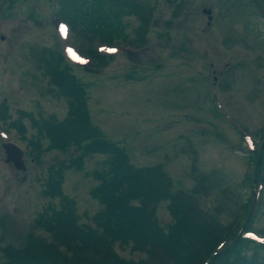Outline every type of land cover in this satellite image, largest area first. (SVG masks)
Returning a JSON list of instances; mask_svg holds the SVG:
<instances>
[{"label":"rangeland","instance_id":"obj_1","mask_svg":"<svg viewBox=\"0 0 264 264\" xmlns=\"http://www.w3.org/2000/svg\"><path fill=\"white\" fill-rule=\"evenodd\" d=\"M148 3L152 15L144 45L120 46L112 63L96 73L83 65L86 43L52 24V0H16L11 18L0 11V101L7 98L14 117L23 109L64 118L67 99L47 91L49 78L37 66L39 50L57 45L89 85L94 123L126 149L132 163L163 165L176 189L193 187L196 174H209L219 186L249 197L253 183L264 177L263 148L259 176L253 180L257 165L253 149L264 141V35L246 25L250 19L244 0H183L181 7L166 0ZM204 8L212 9V19ZM128 20L133 26L140 24L138 16ZM255 41L261 42L259 49ZM250 42L252 49L247 47ZM133 68L138 79L128 77ZM213 88L218 91L215 99ZM216 103L227 114L221 108L219 113ZM26 122L30 135L34 129ZM239 123L253 136L254 147L246 149ZM11 131L7 140L26 147ZM7 140L0 137V247L9 242L20 245L29 233H44L34 218L52 200L41 194L48 165L78 154L75 147L68 152L46 151L40 162L29 156L27 169L22 170L6 160L2 144ZM105 159L106 154H92L83 170L66 172L64 190L76 200L82 224L92 223L102 207L90 192L97 181L87 172L102 167ZM167 203L158 211L164 224L172 220ZM203 206H208L205 201ZM254 227L264 232V197ZM116 248L125 256L147 257L132 252L131 245L122 248L117 243Z\"/></svg>","mask_w":264,"mask_h":264},{"label":"trees","instance_id":"obj_2","mask_svg":"<svg viewBox=\"0 0 264 264\" xmlns=\"http://www.w3.org/2000/svg\"><path fill=\"white\" fill-rule=\"evenodd\" d=\"M166 1L178 7L183 3ZM133 15L140 19L138 26L128 20ZM151 15L148 0H57L53 21L67 24L77 39L86 43L83 52L90 62L84 67L97 73L115 59V54L103 52L100 45H144ZM39 59L43 61L39 69L49 78L47 91L68 101L66 116L59 119L55 114L19 110L13 118L9 105L3 102L0 122L19 134L39 161L50 150L68 152L75 147L78 154L48 165L42 194L59 202L45 205L36 214L35 223L52 238L29 234L21 245L8 243L2 248L0 264H206L215 252L228 247L210 264H264V242L246 235L237 240L254 193L243 198L239 191L219 186L218 179L209 174H196L193 187L176 189L174 178L163 165H135L126 149L108 139L94 123L89 85L77 76L62 50L45 47ZM135 71L133 68L128 77L135 78ZM26 120L34 129L30 135ZM261 148L254 151L257 165L253 180L258 177ZM96 153L106 154L104 165L87 173L97 181L90 192L102 208L93 217L95 225L81 224L76 201L64 192L63 184L68 170H83L86 158ZM263 197L260 187L256 212L245 232L256 231L264 238V232L254 227ZM164 201L172 215L165 224L158 214ZM204 201L208 206H203ZM117 240L131 243L134 250L148 257L138 261L125 258L113 249Z\"/></svg>","mask_w":264,"mask_h":264},{"label":"flooded vegetation","instance_id":"obj_3","mask_svg":"<svg viewBox=\"0 0 264 264\" xmlns=\"http://www.w3.org/2000/svg\"><path fill=\"white\" fill-rule=\"evenodd\" d=\"M246 14L249 16L246 25L257 31L256 35H264V0H244ZM259 18L262 20L259 21ZM257 43V42H256ZM255 43V44H256Z\"/></svg>","mask_w":264,"mask_h":264},{"label":"water","instance_id":"obj_4","mask_svg":"<svg viewBox=\"0 0 264 264\" xmlns=\"http://www.w3.org/2000/svg\"><path fill=\"white\" fill-rule=\"evenodd\" d=\"M10 145H12V144H10ZM10 145H8V146H10ZM15 148H16V155H15V157L10 158V159L18 160L20 158V156L22 155V151L16 146H15Z\"/></svg>","mask_w":264,"mask_h":264},{"label":"snow or ice","instance_id":"obj_5","mask_svg":"<svg viewBox=\"0 0 264 264\" xmlns=\"http://www.w3.org/2000/svg\"><path fill=\"white\" fill-rule=\"evenodd\" d=\"M113 51H115V50L113 49Z\"/></svg>","mask_w":264,"mask_h":264}]
</instances>
